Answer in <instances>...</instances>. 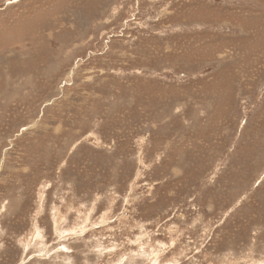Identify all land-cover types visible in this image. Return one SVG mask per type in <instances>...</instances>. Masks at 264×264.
Wrapping results in <instances>:
<instances>
[{"label":"rangeland","instance_id":"1","mask_svg":"<svg viewBox=\"0 0 264 264\" xmlns=\"http://www.w3.org/2000/svg\"><path fill=\"white\" fill-rule=\"evenodd\" d=\"M0 264H264V0H0Z\"/></svg>","mask_w":264,"mask_h":264}]
</instances>
